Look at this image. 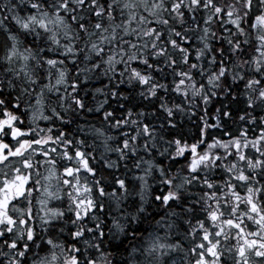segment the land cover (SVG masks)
Listing matches in <instances>:
<instances>
[{
  "label": "snow or ice",
  "instance_id": "6c2138e0",
  "mask_svg": "<svg viewBox=\"0 0 264 264\" xmlns=\"http://www.w3.org/2000/svg\"><path fill=\"white\" fill-rule=\"evenodd\" d=\"M0 264H264V0H0Z\"/></svg>",
  "mask_w": 264,
  "mask_h": 264
}]
</instances>
